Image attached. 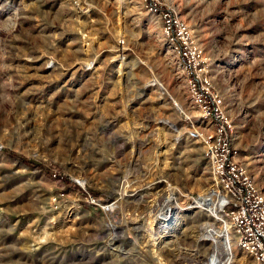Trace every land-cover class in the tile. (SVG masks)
Listing matches in <instances>:
<instances>
[{
    "label": "rangeland",
    "instance_id": "1",
    "mask_svg": "<svg viewBox=\"0 0 264 264\" xmlns=\"http://www.w3.org/2000/svg\"><path fill=\"white\" fill-rule=\"evenodd\" d=\"M171 2L264 194V0ZM198 115L143 0H0V264L223 259L229 224L196 204L217 190Z\"/></svg>",
    "mask_w": 264,
    "mask_h": 264
},
{
    "label": "built area",
    "instance_id": "2",
    "mask_svg": "<svg viewBox=\"0 0 264 264\" xmlns=\"http://www.w3.org/2000/svg\"><path fill=\"white\" fill-rule=\"evenodd\" d=\"M148 12L157 14L161 30L181 61L198 119L190 120L188 134L201 143L211 163L216 188L222 196L221 214L235 248L243 253L240 264H264V194L258 190L246 165L240 161L231 135L233 124L221 108V99L201 76V51L194 45L187 23L171 0H143ZM228 248H229V243Z\"/></svg>",
    "mask_w": 264,
    "mask_h": 264
},
{
    "label": "bare ground",
    "instance_id": "3",
    "mask_svg": "<svg viewBox=\"0 0 264 264\" xmlns=\"http://www.w3.org/2000/svg\"><path fill=\"white\" fill-rule=\"evenodd\" d=\"M178 108H180V107L178 106ZM173 199L172 198L167 199L166 204L163 206L162 210H164V214H165L164 216L166 217V219L163 218L162 221H165V220L167 221V218H170L168 213H174V212H176L175 210L177 208H179L176 201L173 202L174 201ZM196 204L199 207L206 206V208L213 215V217H215L216 219H219L221 221H225V219H223L224 217L221 214L222 196L219 194L218 190L209 189L208 191H206L204 196H201V197L196 199ZM227 227H229V225ZM225 241L227 243H229V248H228V244H227V247H225V248L228 252L227 253L225 252L223 259L220 258V256L218 255V253L216 251H212L210 254H208L207 257H205L203 264H236V263H238V261H240L239 259L241 257H239V258L236 257L238 260H234L235 256H234V252L232 253V248H234L233 249L234 251H236V248H235V243L231 240L229 235L226 236ZM226 242H225V244H226ZM242 259H243V257H242Z\"/></svg>",
    "mask_w": 264,
    "mask_h": 264
},
{
    "label": "trees",
    "instance_id": "4",
    "mask_svg": "<svg viewBox=\"0 0 264 264\" xmlns=\"http://www.w3.org/2000/svg\"><path fill=\"white\" fill-rule=\"evenodd\" d=\"M12 155H14L15 157H17L20 161H25V162H28L29 164H31L30 162H32L31 160H27V159H25L22 156H18V155H15V154H12ZM32 165H34V164H32ZM62 181H63V183L65 184L66 187H75L78 190H80V188L75 183H73L70 179H68V178H62Z\"/></svg>",
    "mask_w": 264,
    "mask_h": 264
}]
</instances>
